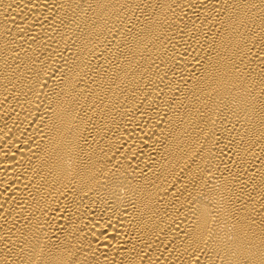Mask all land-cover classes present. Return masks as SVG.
<instances>
[{"label":"bare ground","instance_id":"1","mask_svg":"<svg viewBox=\"0 0 264 264\" xmlns=\"http://www.w3.org/2000/svg\"><path fill=\"white\" fill-rule=\"evenodd\" d=\"M0 264H264V0H0Z\"/></svg>","mask_w":264,"mask_h":264}]
</instances>
